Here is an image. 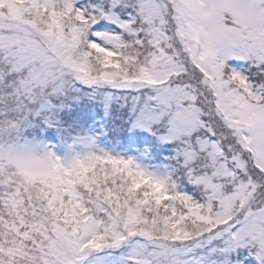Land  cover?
<instances>
[{"label": "snow or ice", "instance_id": "1", "mask_svg": "<svg viewBox=\"0 0 264 264\" xmlns=\"http://www.w3.org/2000/svg\"><path fill=\"white\" fill-rule=\"evenodd\" d=\"M0 264H264V0H0Z\"/></svg>", "mask_w": 264, "mask_h": 264}]
</instances>
